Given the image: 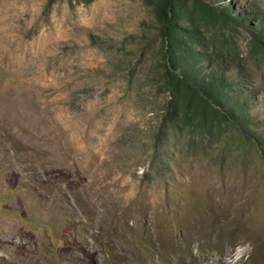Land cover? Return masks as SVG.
<instances>
[{
  "label": "rangeland",
  "instance_id": "obj_1",
  "mask_svg": "<svg viewBox=\"0 0 264 264\" xmlns=\"http://www.w3.org/2000/svg\"><path fill=\"white\" fill-rule=\"evenodd\" d=\"M260 1L231 12L254 25ZM51 2L0 0V264H264L255 139L158 141L170 94L145 0ZM207 19L202 33L235 43L241 63L224 65L264 145V61L248 28Z\"/></svg>",
  "mask_w": 264,
  "mask_h": 264
},
{
  "label": "trees",
  "instance_id": "obj_2",
  "mask_svg": "<svg viewBox=\"0 0 264 264\" xmlns=\"http://www.w3.org/2000/svg\"><path fill=\"white\" fill-rule=\"evenodd\" d=\"M51 1L50 7L56 0ZM95 1L77 0L78 4L87 6ZM232 1L218 10L202 0H145L159 25L164 62L161 82L170 94L158 141L164 135L192 129L223 141L227 148L237 143L242 149L245 146L243 138L246 141L255 139L253 145L264 157V145L250 128L253 123L250 119L251 105L245 101L249 98L243 97L246 87L237 83L239 78L233 79L229 75L232 67L224 65L231 58L241 63L235 43L229 53L227 41L218 42L202 33V22L208 21L207 17L220 26L237 24L248 28L252 37L250 55L264 61V0L255 5V14L261 16L254 25L248 24L246 15L240 12L232 14ZM223 38H227L226 34ZM211 46L215 58L203 53L205 47ZM234 133L237 135L232 139L231 134Z\"/></svg>",
  "mask_w": 264,
  "mask_h": 264
}]
</instances>
